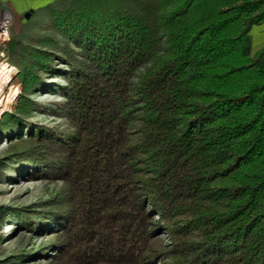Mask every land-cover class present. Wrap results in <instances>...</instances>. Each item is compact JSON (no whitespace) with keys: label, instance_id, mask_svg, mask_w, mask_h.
Returning a JSON list of instances; mask_svg holds the SVG:
<instances>
[{"label":"trees","instance_id":"16d2710c","mask_svg":"<svg viewBox=\"0 0 264 264\" xmlns=\"http://www.w3.org/2000/svg\"><path fill=\"white\" fill-rule=\"evenodd\" d=\"M52 1L61 66L30 51L0 137L65 192L0 205V221L54 235L0 264H264V49L249 33L264 0ZM34 68L63 79L64 129L26 118Z\"/></svg>","mask_w":264,"mask_h":264},{"label":"rangeland","instance_id":"374dc122","mask_svg":"<svg viewBox=\"0 0 264 264\" xmlns=\"http://www.w3.org/2000/svg\"><path fill=\"white\" fill-rule=\"evenodd\" d=\"M49 3H53V1L44 4L37 11L32 10L29 15L18 17L14 16L5 6L0 5V12L6 11L10 15L8 38L0 43V62H7L14 67L9 82L3 86L4 92L10 85L13 86L14 95L7 103L5 110L1 112L0 117L5 111L14 110L17 99L22 94V86L17 75L21 66L27 64L31 59L30 51L33 48L54 52L56 55L51 59L52 66H61L60 47L66 38L48 26L49 13L46 5ZM12 36L17 43H10L9 40ZM48 38L53 41H49ZM250 53L251 55L255 54L251 52V48ZM36 70L43 77L45 84L40 90L25 94L36 103V109L30 110L26 118L32 124H45L64 129L68 124L67 119L63 114L53 111L65 100L56 89V85L62 83L63 79L59 75L51 77L39 69ZM13 143L14 141L11 142L0 137V205L14 207L31 205V207H35L36 204L47 200L53 192L58 191L60 194L65 192L60 180L48 177L30 179L28 175L30 167L14 162ZM0 235V257L5 252L20 246L26 249L37 247L54 236L46 233L42 236L32 237L27 231L9 223V221H0ZM32 258L35 257H26L21 264H44L46 262L44 259Z\"/></svg>","mask_w":264,"mask_h":264},{"label":"crops","instance_id":"0c3cea01","mask_svg":"<svg viewBox=\"0 0 264 264\" xmlns=\"http://www.w3.org/2000/svg\"><path fill=\"white\" fill-rule=\"evenodd\" d=\"M52 0H0V5L5 6L14 16H21L28 10L41 8L44 4ZM252 53L264 49V19L253 24L249 30ZM258 64L264 65V54L259 58Z\"/></svg>","mask_w":264,"mask_h":264},{"label":"bare ground","instance_id":"6f19581e","mask_svg":"<svg viewBox=\"0 0 264 264\" xmlns=\"http://www.w3.org/2000/svg\"><path fill=\"white\" fill-rule=\"evenodd\" d=\"M6 11H2L0 18L2 15H6ZM14 67L4 61L0 62V114L3 112L7 106V103L10 102L11 98L13 97L14 87L10 85L7 91H3V86L5 83L9 82L11 73L13 72Z\"/></svg>","mask_w":264,"mask_h":264},{"label":"built area","instance_id":"2783aa9c","mask_svg":"<svg viewBox=\"0 0 264 264\" xmlns=\"http://www.w3.org/2000/svg\"><path fill=\"white\" fill-rule=\"evenodd\" d=\"M2 12H0L1 15ZM10 15H2L0 18V43L7 40L8 38V24H9Z\"/></svg>","mask_w":264,"mask_h":264},{"label":"water","instance_id":"95a60500","mask_svg":"<svg viewBox=\"0 0 264 264\" xmlns=\"http://www.w3.org/2000/svg\"><path fill=\"white\" fill-rule=\"evenodd\" d=\"M32 10H28V11H26L25 13H24V15L26 16V15H29V13L31 12Z\"/></svg>","mask_w":264,"mask_h":264}]
</instances>
